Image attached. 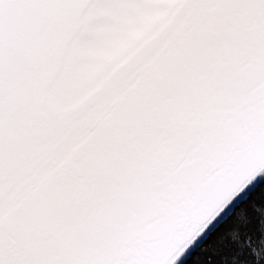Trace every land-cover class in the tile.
<instances>
[{
  "label": "snow or ice",
  "instance_id": "snow-or-ice-1",
  "mask_svg": "<svg viewBox=\"0 0 264 264\" xmlns=\"http://www.w3.org/2000/svg\"><path fill=\"white\" fill-rule=\"evenodd\" d=\"M0 264H264V0H0Z\"/></svg>",
  "mask_w": 264,
  "mask_h": 264
}]
</instances>
